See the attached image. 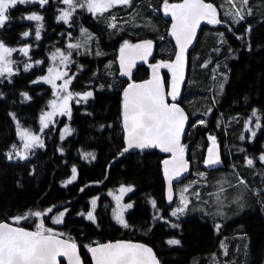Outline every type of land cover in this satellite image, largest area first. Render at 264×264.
Wrapping results in <instances>:
<instances>
[{
  "label": "trees",
  "instance_id": "trees-1",
  "mask_svg": "<svg viewBox=\"0 0 264 264\" xmlns=\"http://www.w3.org/2000/svg\"><path fill=\"white\" fill-rule=\"evenodd\" d=\"M208 1L215 7V1L217 4L224 3L220 8H227L232 15L222 20L226 29L218 25L212 31H202L205 29L203 27L195 48L189 54L184 92L189 93L192 109L196 113L193 116L192 110L186 108L190 127L182 145L191 162L196 160V165L192 164L190 176L193 177V170L208 175L206 184H197L200 190L197 192L205 199V206L214 211L211 199L205 194L209 190L218 189L212 184L208 187L209 176L215 174V169H206L203 153L208 137H214L223 146L221 135L224 132L216 118L223 115L244 118L251 108H256L262 114L264 124V0H248L247 5L243 4V0H232L242 12L243 22L235 15L228 0ZM164 2L133 0L130 7L134 6L135 12L117 20L113 30L100 18L101 28L98 30L89 18H83L77 24L78 28L89 30L97 36L95 45L101 47L104 54L103 60L91 57L83 60L84 76L94 79L89 82V86L93 90L97 86L101 89L85 105L72 104L71 121L76 136L67 146L54 140L48 141L45 149L34 152L28 160L22 163L8 162L6 153L17 142L14 121L8 117V113L12 112L24 119L31 115V119L37 122L50 97V90L45 86H28V76L16 77L10 84L4 83L0 89V222L12 223L13 217L30 212L45 213L39 218L29 216L22 219L18 225L35 231L36 224L43 222L46 228L62 234L59 236L70 239L78 246L83 264H89L85 253L87 248L119 239L146 243L155 251L160 264H210L209 258L219 251L220 244L231 241V235L238 233L249 238V246L242 263L240 258L228 253L232 263L264 264V208L257 207L252 202L256 200L250 198L251 189L257 192L261 186L264 172L259 168L252 178L237 173L242 179L251 181L250 191L238 197L251 205L238 218L216 228L215 216L202 211V214L189 216L183 221L169 217L168 225H164L158 221V212L166 217L169 208L165 204L161 172V162L165 155L151 149L135 154L123 152L121 93L126 84L117 78L115 65L108 66L107 63L105 70L103 64L109 56L116 54L119 42L122 45L125 39H129L132 44L143 38L153 39L157 44L154 62L172 60L175 48L170 46L167 38L170 21L163 18L159 7ZM21 10L10 11V14H14L11 22L14 28L9 31L5 43L11 44L15 32L21 40V26L15 19ZM51 16L54 17L53 14ZM247 27H251L248 33ZM213 74L217 81L223 82L220 95L213 93L216 79L213 89L210 88ZM148 77L149 66H140L134 71L133 79L136 82L145 81ZM81 79L74 85L81 83ZM24 92L32 100L20 106ZM86 115L88 117L83 118ZM200 120L204 123L197 125L196 121ZM235 128H239V131H234L229 140L234 141L237 137L235 143L241 144V122ZM258 132L253 144L243 143V150L238 146V158L245 153L253 155L260 150L264 127ZM83 153H93L94 158H82ZM237 165H233V168ZM73 167L77 169V179L73 183H65L71 178ZM122 185L134 188V192L126 198L132 205V211L126 215L129 225L127 229L115 225L107 210H100L96 214L95 224L84 219L81 213L88 210L90 198L100 195L101 201L108 202L103 196L104 192ZM50 208L52 211L48 212ZM62 209H67L63 223L51 224L54 214ZM150 217L153 220L152 226H149ZM169 240H177L179 243L172 245L168 243ZM232 249L229 251L236 254Z\"/></svg>",
  "mask_w": 264,
  "mask_h": 264
},
{
  "label": "snow or ice",
  "instance_id": "snow-or-ice-1",
  "mask_svg": "<svg viewBox=\"0 0 264 264\" xmlns=\"http://www.w3.org/2000/svg\"><path fill=\"white\" fill-rule=\"evenodd\" d=\"M35 2V0H0V27H3L6 21L9 20V10L17 4H26ZM39 4L43 5L48 3V0H38ZM89 12L95 14L96 12L106 11L114 5H127L130 0H85ZM63 3L70 9L75 7H84L85 4L79 3L78 0H63ZM248 0H243V4L247 5ZM171 14L172 25L170 35L175 37L177 51L175 53V60L171 63L161 61L156 65H152L153 78L146 80L139 84H129L123 91L122 101V125L124 140L127 147L124 152L132 148L147 149L150 147H159L161 151L171 153V159L163 161L164 175L166 181L171 184L174 177H180L181 173L187 170V162L184 159L185 146L180 143L181 133L184 130V123L187 117L183 109L177 103H167L165 95L170 96L173 100L179 95V81L182 79V67L184 59V51L188 44L192 42L195 35L196 27L201 20H207L212 24H219L221 21L217 19V10L210 4L205 3L204 0H183L182 3L168 4L165 0V14ZM249 14H251L249 12ZM72 15L71 11L62 10L61 15L57 20H63L68 23L69 17ZM240 19H243V14L240 11L235 13ZM24 19L29 21H41L42 17L36 13H32ZM113 19H115L113 17ZM114 26V25H113ZM42 25L38 24L36 27V39H40V30ZM87 30L81 29L82 35ZM24 37L29 36V32L22 34ZM90 34H89V37ZM81 45L69 44L68 48H79ZM152 41L146 40L140 44H130L125 41L120 49V66L122 74L129 75L130 69L134 64L136 58L146 59L150 54ZM16 51L14 48L5 46L0 42V76L4 73L12 74L11 64L13 61L9 59L11 54ZM25 56L28 55V47L19 49ZM98 55L100 53H97ZM57 56L61 57V63L68 61V55H64L59 49L52 53V59ZM40 64L41 61H36ZM30 64H25V70L30 68ZM166 67L172 72L171 89L165 93L163 85L158 75V69ZM49 76L41 77L46 83L52 85L53 95L61 100L57 105L56 100L50 101L49 104L53 108V112L44 113L41 116V125L43 128L48 127L47 120L59 110L60 114L68 111L67 101L72 99L73 93L68 91L70 80H64L62 85H57L56 80L66 76L67 73L56 72L54 68L48 69ZM35 83V81H34ZM67 93L62 98L59 96V91ZM25 99H28L26 93H22ZM75 95L81 96V99L87 100L93 95L91 91L83 94L76 93ZM253 116H256V111L253 110ZM204 123V121H200ZM260 125L257 124V127ZM69 130L64 129L61 139L67 135ZM18 136L23 143L24 153L17 151V146L12 145L13 152L19 159H26L28 150L35 147H43V141L38 135L33 134L28 129H18ZM255 135V133H253ZM244 137L242 136L241 139ZM215 144V138L210 137ZM208 158L204 163L206 166H212L219 163V156L216 154L214 148H209ZM9 159L13 158L12 152L7 154ZM93 157V153H83L82 158ZM261 162H264V154L259 157ZM248 165H252L251 159L247 160ZM77 178V169L72 168V176L70 180L65 183H71ZM241 183H244L241 181ZM83 191V189H81ZM121 193L132 191L131 187H121ZM187 191V188L184 189ZM117 202L121 197H115ZM171 200V195H169ZM93 208L96 206V200L91 201ZM181 204L186 205V198L181 195ZM155 207V202L153 201ZM126 208H131L132 205H125ZM51 212L52 209H48ZM67 211V209H65ZM184 208L179 207L171 214L176 216L177 213H183ZM64 212H60L59 216L63 217ZM45 215L40 211L25 213L24 216L13 217L14 222H19L29 216L41 217ZM83 215V213H81ZM86 218L90 221L95 220L92 211L87 212ZM114 218L123 227H128L126 220L121 212L114 213ZM54 223H60L59 218H55ZM217 228L220 225L216 226ZM59 235L51 228H46L43 222L36 224L35 231H28L22 227H14L12 224L0 222V264H58L57 257H67L69 264H80V257L77 255V245L70 239H60ZM169 244H178L177 240H169ZM89 252L92 254L94 264H159L154 256L152 249L143 244H134L124 241H117L115 243L98 244L96 247H89Z\"/></svg>",
  "mask_w": 264,
  "mask_h": 264
},
{
  "label": "rangeland",
  "instance_id": "rangeland-1",
  "mask_svg": "<svg viewBox=\"0 0 264 264\" xmlns=\"http://www.w3.org/2000/svg\"><path fill=\"white\" fill-rule=\"evenodd\" d=\"M56 0H48V3H55ZM79 3H83L85 4L84 7H75L74 9H70L67 5H65L63 3V0H60L61 6L58 10V13L56 15V17H58L59 15H61V10H68L72 12V15L69 17L68 23L70 21V19L76 15L77 13H81V12H88V14H92V16L94 15H99V16H94V18L97 19H103L108 28L110 30H113V28H115L117 25V20H120L121 18H126L130 15H132L135 12V7L131 6L132 0H130V5H123V4H119V5H114V7H110V11H103V12H96L94 15L92 12H89L86 6V2L85 0H78ZM180 0H169L168 4H175V3H179ZM232 0H230V3L232 4ZM216 3V10H217V19H219L221 21V23L219 24H212L209 23L208 21L206 22V24H204L205 29L202 31H210L212 28H215L216 26L219 25L220 28L222 29H226L225 24L222 22V20H224V18L226 17H231L232 13L229 12L227 10V8H220V6H223V3H218L217 1H215ZM27 4V3H26ZM23 7V5H21ZM28 6V4H27ZM160 11L162 12V10L165 8V2L162 3L160 6ZM239 11V10H238ZM32 13H36L38 15H40L41 17H43L41 11H38V8L36 9H26V12L24 13V17L32 14ZM224 13V14H223ZM9 16H12L9 12H8ZM113 17L115 19H113ZM27 20V19H25ZM55 21L58 23L57 19H55ZM62 23H65L63 20H59ZM66 23V24H68ZM39 24H42V20L39 21ZM38 24H36L37 27ZM114 25V26H113ZM202 27V28H203ZM201 31V32H202ZM23 32V31H22ZM21 32V35H22ZM88 32H86L85 34L82 35V33L80 32L78 35V38L75 41H69L68 43H73L75 42L76 44L79 43L81 46L78 49L84 50L86 52L85 55H88L90 57L93 58H101L100 55H98L97 53V45H95V40H96V36L90 34L91 38L89 37ZM201 34V33H200ZM200 36V35H199ZM22 39V38H21ZM125 41H129V39H125L122 40V45ZM169 42V41H168ZM5 46L9 47V48H14V45H10L8 43H4ZM170 46L172 45L171 42H169ZM57 49H59L58 47H54L51 48L50 50H46L45 51V59L47 61H50L48 63V65L42 64L40 65L43 69L44 72L42 74H38L36 77V82L34 86H45L48 87L50 90V97L46 103L47 109L42 113L39 114V116L43 115L44 113H48V112H53V108L50 106L49 102L56 100L57 105H59V103L61 102L60 99L57 98V96L53 95V88L52 85L49 83H46L44 80L41 79V77L44 76H49V72L48 69L49 68H54L56 72L59 73H67L66 76H62L61 79L56 80V84L57 85H62L64 83V80L66 79H70L71 78V70H70V65L68 64L69 62L66 61L64 63H61V57L57 56L56 59H52V53L56 52ZM14 53V52H13ZM13 53L11 54V57H9V59L11 61H13ZM64 55H68L67 53L62 52ZM168 54V53H166ZM44 55H41L40 57L43 58ZM190 59V56H189ZM114 59L112 61V63H115ZM36 61H41L40 59H35V60H31L30 64L31 66H35L37 65ZM23 62V64L25 65V63H27L25 60H22L21 63ZM42 62V61H41ZM106 65H107V61L104 62L103 64V68H105L106 70ZM110 65V63L108 64V66ZM21 65L18 64L17 62L11 64V68H12V74L9 75L8 73H4L3 77L4 79H10L12 78L15 74H17L20 71H24L22 69H20ZM108 72V71H107ZM163 80L164 83L167 85L170 84V78L169 75H166V73H163ZM218 79H216L215 82V86H214V92L218 95L222 94L223 91V82L222 81H217ZM3 83H7L6 81H4ZM33 87V86H30ZM96 90L95 92H99L100 91V87L97 86L95 87ZM189 85H187V89L188 90ZM59 91V90H58ZM68 91L73 93V97L72 99L68 100L67 102L69 103V107H68V111L65 112L63 115L60 114L59 110L56 111V113L51 117V121L46 119V122L48 123V127L47 128H43L42 130V125H41V116L39 118H37V126H38V130L37 132L33 131V125L31 123H27L25 126H23L21 123H19L18 121H16L15 124V135L17 137V142L15 143V145L17 146V151H20L22 154L24 153V149H23V143L24 141L21 140V138L18 136V129H28L30 130L33 134L38 135L39 137L42 138L43 136V131L45 129H49L51 127H53L54 125H59L61 123L62 128L64 129H69L70 126V121H71V115H72V108H71V101H73L75 98V101L72 103L76 106L79 105H85L87 101L91 100L94 98V95H92L88 100H82L77 98V95H75L76 93H79L78 90L76 89H71V87H68ZM26 93V92H24ZM27 95H29L28 93H26ZM67 95V93L63 92V91H59V96L62 98L63 96ZM23 97V95H22ZM31 97V96H30ZM214 98H216V96H214ZM23 101V99H22ZM216 102V100H215ZM182 105L184 106L185 110L186 108L188 109V107L190 108V110H192L193 116L196 113V110L192 109V104L190 101V95L188 92H184L182 100H181ZM253 110L256 111V116H253ZM250 112L244 117L241 118L240 116H236V115H223V117H221L222 121H221V127L223 128V134L221 135L222 137V141H223V157H222V161L220 163V165L218 166V168L215 169V174L212 175V177L209 176V185L208 187L210 188V185L212 184L213 187L215 188H220L223 187L221 191H213L210 192V190L208 191V193L210 194V198H212L211 203L213 206L214 211L209 210L206 206H205V199H203V196H200L199 193L197 191H200L197 184L200 185H204L206 184V178L208 177V175L205 174V172L201 171H197V170H193V174L191 176H188L186 179H184L183 181L179 182L178 184L175 185V189H174V201L171 205H169V208L167 210L166 214L169 217H171L173 220L176 221H183L187 218H189V216H192L194 214H201L202 211H206L208 212V214H211L213 216H215L216 220V226L220 225V227L222 225H224L226 221H231L234 220L236 218H238L242 212H244L245 210H247L251 203L248 202H244L241 201L240 199H238V197H241V195L243 194V192H249L250 191V187L249 184L251 185V181L247 180L245 178L242 179L239 175L242 174L244 177H251L254 174H257V169L259 168L262 172H264V162H261L259 157L264 154V140L261 141V144L259 146L260 150H257L253 155H249L247 153H245L243 156L240 155V158H238L239 156V152L237 150L238 146H241L243 143L245 144H253L254 143V139L256 138V136L258 135V131L259 129L264 127V124L262 122V114L256 109V108H251L249 110ZM202 121V120H200ZM200 121H196L197 125H202L203 123H200ZM238 122H241V125L243 126V130L241 131V137L243 136L244 138L241 139V144L235 143L237 142V137L234 138L233 140H229V137L233 136L234 131H236L238 133L239 128H235L236 124ZM257 124H259L260 126L257 127ZM69 126V127H68ZM236 129V130H235ZM228 131H230V134L228 133ZM253 133H255V135H253ZM237 136V134H236ZM213 141L210 139V137H208L207 141L204 143V147L206 148L207 146H209ZM226 143V144H225ZM233 145L235 146L233 148ZM37 147L30 149L27 151L26 153V159H19L18 156H16L15 152H13V149L11 148L9 152H12L13 154V158L9 159L7 154L9 152L6 153V160L10 163H22L26 160L29 159V155L36 150ZM241 149L243 150V146H241ZM186 152V149L185 151ZM195 158V155H194ZM251 159L253 161V164L250 166L247 164V160ZM239 162V164H238ZM192 164L196 165V160H192L191 162ZM238 164V165H237ZM233 165H237L234 166ZM232 166V167H231ZM241 166V167H239ZM239 175H238V174ZM70 180V179H69ZM241 181H243L244 183H241ZM245 181H246V185H245ZM74 181H72L71 183H73ZM123 187L127 188V187H131V186H126V185H122ZM121 186V187H122ZM120 187V188H121ZM226 187V188H225ZM120 188H116L114 189V191L111 193V196L109 194V192H107V196L109 197V199L112 202V199L114 201V205H115V209L111 211H109L110 216L112 218V220L114 221L115 225H117L118 227H122L123 229H127V227H123L122 225H120L116 219L114 218V213L116 212H121L122 215L124 216V219L126 220V210L127 212L131 209V208H126L124 207L125 205L130 204L129 201H126V198L128 195H131L134 192V188L131 187L132 191L130 192H125V193H121L119 190ZM187 188V191H184V189ZM111 189V188H110ZM108 190V189H107ZM201 192H203V190H201ZM183 194V197L186 198V205H182L181 204V195ZM264 195V175L262 178V182H261V186L259 188V190L257 192H253L251 189V195L250 198H260L261 196ZM121 197V199L119 200V203L117 202V200L115 199V197ZM96 197L100 198V195H96ZM112 197V199H111ZM98 198H90V204L88 207V210L83 213L84 218L87 215V212L92 211L94 217H96L95 212L97 211V208L99 207V200ZM95 199L96 200V206L95 208H93L91 201ZM88 200V203H89ZM188 200V201H187ZM251 202V200H250ZM252 202L255 203V205L257 207H259L260 204H262L259 201H253ZM179 207H183L184 211L183 213H177L176 216H173L171 213L176 210ZM102 210H105L103 208H101ZM60 212H64V216L60 217L59 213ZM131 212V211H130ZM55 216L51 219V224L53 225H61L63 223L64 217L66 215V211L65 209H62L58 212H56L54 214ZM55 218H59L61 220L60 223H54V219ZM127 222V221H126ZM171 222V221H170ZM12 224L14 225H18L19 222H12ZM219 227V228H220ZM217 228V227H216ZM233 236L231 239V241L227 242L224 241L222 244H220V249L217 253L211 255L210 259V264H233L232 261L230 260V258L228 257V253H231L232 255H235V258H240V262H243L244 257L247 254V249L249 246V241H248V237L243 234V235H239L235 234V235H231ZM232 246L233 250L236 251V254L229 251V247ZM216 252V251H215Z\"/></svg>",
  "mask_w": 264,
  "mask_h": 264
},
{
  "label": "flooded vegetation",
  "instance_id": "flooded-vegetation-1",
  "mask_svg": "<svg viewBox=\"0 0 264 264\" xmlns=\"http://www.w3.org/2000/svg\"><path fill=\"white\" fill-rule=\"evenodd\" d=\"M228 1L230 3V0H228ZM27 4H28V6H27ZM27 4H23V7L21 6V4H17L16 6L12 7L9 10V13H10V11H12V10L20 9V8L22 9L19 13H18V11L16 12V14L17 13L18 14H17L15 19L18 20V24L21 26V30L23 31L22 34L26 31L29 32V36H27V37H24L23 35H21V38H22L21 40H19V36L15 32V34L12 37V41L10 42L11 43L10 45H14V47L16 49V51H14L13 56H12L13 63L15 60V62H17L18 64L21 65L20 69H22L24 71L18 72L17 74H15L10 79H4L3 75L0 76V89L2 88V86H4V83H3L4 81L7 82L6 84H10L15 80L16 77H19V76H28V78H27L28 83H29L28 86H34L35 83H37L36 82V79H37L36 76L38 74H42L44 72V69L40 65H42V64L48 65V63L50 62V61H47L45 59V55H44L45 51L50 50L51 48H54V47H58L61 52L68 54V62H69L68 64L70 65V70H71V78L67 79V80H70L68 87H71V89L78 90L80 94L91 91L94 95L95 90L91 89V87L89 86V82L93 81L94 79H90V78H87L86 76H84V71H85L84 65L85 64L83 63V60L87 59L90 56L85 55L86 52L84 50H81L78 48H68L69 44H76L75 42H73V43H68V42L69 41H75L78 38V35L81 32V29L78 28L77 24H80V20H82L83 18H89L91 23H93L97 26L96 30H98L99 27L101 28L100 19H97L96 21H94V19H95L94 16H99V15L93 14L94 16H92V14H88V12L86 11V12H81V13H77L76 15H74L70 19L68 24L62 23L59 20H57L58 21V23H57L55 21V19H57L56 15H57L58 10L61 6L60 0H56L55 3L49 2L45 5H43V7L39 4L38 0H35V2H30ZM223 5H224V3H223ZM231 7L233 8V10L235 12L238 11V9L236 8V5L233 2L231 4ZM36 8H38V11L40 10L42 15H43L42 24H41L42 27L40 30V39L39 40L36 39V24H39V21H29V20L24 19V13L26 12V9L28 10V9H36ZM106 11H110V9L108 8ZM46 13H48L49 16L46 17ZM52 14L54 17L51 16ZM13 16H14V14L12 16H9L10 18L8 21H6L5 25L3 27H0V42L5 43L6 38L9 36V31L12 28H14L11 25V22H13L12 21ZM240 20L242 22L244 21V19H240ZM79 26L82 27V25H79ZM214 29H216V27L212 28L210 31H212ZM246 30L248 33L251 30V27H247ZM86 32L96 36L95 34L91 33V31H89V30H87ZM76 33H77V35H76ZM96 39H97V36H96ZM96 41H98V39ZM96 41L94 42L95 44H96ZM168 41L171 42L169 39H168ZM26 46L29 49L28 55L27 56H20L19 55V52H20L19 49L26 47ZM120 48H121V42H119V44L117 46L116 54L109 56V58L107 60V63L108 64L110 63V65H112L113 64L112 61L114 59H116L115 63L113 65H115V67H116L115 71H116L117 78H118L117 58H118V52H119ZM97 52L100 53L99 55L101 58H94V59H98V60L102 59L103 60L104 52L102 51V48L98 46ZM41 55H44V57L41 58L40 57ZM91 58H93V57H91ZM35 59H40L42 62L40 64L35 65V66H31L30 68L25 70V65L23 64V62L21 63V61L25 60L27 62L25 64H30V61L35 60ZM154 60H153V62H154ZM97 70H98V68H97ZM101 71L102 70H100L98 72L96 71L97 72L96 75L99 74ZM80 78H82L81 79L82 82L77 84V85H74V83L77 80H79ZM94 78H95V76H94ZM34 81H35V83H34ZM121 95H122V93H121ZM27 96L29 98L25 99V96L23 95V97H22L23 101L20 102L21 103V104H19L20 106H25L27 102L32 100L30 95H27ZM77 98L81 99V96L77 95ZM75 99L73 101H71V108H72V103L75 101ZM67 104L69 107L68 102H67ZM46 109H47V106H45L43 112ZM40 116H39V118H40ZM8 117L14 121L13 123L18 121L23 126H25L27 123H31L33 125V131L37 132V130H38L37 122H34L31 119L32 118L31 115L28 116L26 119H24L23 117H20L17 115L15 116L12 112H9ZM84 117H88V116L86 115V116H83V118ZM49 121H51V120H49ZM13 125H15V124H13ZM70 126H71V128L68 126L70 129L68 134L64 135L63 139H61V135L64 131V128H62L61 123L58 126L54 125L53 127L50 128V130L45 129L43 131L42 138L40 137L41 140L43 141V147H37L36 150L33 151L28 157H30L34 152H36L38 150L45 149L46 143L48 141L54 140V142L56 141L57 143H60V144L65 145V146H67V143L73 142L75 140V136H76V131L74 130V127H73V121H70ZM122 141L124 143V137H123ZM216 143L218 144V147H219L220 163H221L222 157H223V146H221L218 142H216ZM208 147L209 146H207L206 148L204 147V153H203L204 160L206 157V152H207ZM124 148H125V144H124ZM123 152H124V149H123ZM124 153H126V152H124ZM129 154H135V153H129ZM187 158H188V156H187ZM188 160L190 161L189 158H188ZM76 179L74 180V182L76 181ZM120 187L121 186H118L117 188H120ZM114 189H116V188H114ZM114 189H108L103 194L104 198L108 199V202L104 201V200L101 201L98 197L95 196V198H98V200H99V207L97 208V211L95 212V214H97L100 210H102L101 208H103L107 211H110V209H111V211L115 209V205H114V201H113L112 197H111V199H112V202H111V200L109 199V197L106 194L107 192H109V194L111 196V193L114 191ZM92 198H94V197H92ZM90 200H89V204H90ZM126 201H127V199H126ZM130 204H131V202H130ZM259 208H261V207L259 206ZM131 209H132V207H131ZM131 209L128 212L126 210L125 214L127 215L128 213H130V211H132ZM158 216H159L158 221L160 223H163L164 225H168V222H167L168 216L164 217V215L161 212H158ZM84 219L89 223H92V224L96 223V219L94 220V222L88 220L86 217ZM152 224H153V220L150 217L149 226H152ZM114 241H117V240H114ZM109 242H113V241H109Z\"/></svg>",
  "mask_w": 264,
  "mask_h": 264
},
{
  "label": "water",
  "instance_id": "water-1",
  "mask_svg": "<svg viewBox=\"0 0 264 264\" xmlns=\"http://www.w3.org/2000/svg\"><path fill=\"white\" fill-rule=\"evenodd\" d=\"M182 2H183V0H182ZM210 4H212V3H210ZM162 16H163L164 19L170 20V25L168 27L167 37L172 42V44H173V46L175 48V53H176V51H177L176 39H175V37H173V36H171L169 34L170 33V30H171V25H172L171 14L170 13L169 14H165V10H164L162 12ZM206 22H207V20H201L200 21L199 25L196 27L195 35L192 38V42L190 44H188V46L186 47V49L184 51V59H183V67H182V79L179 81V95L176 97L175 100H173L170 96L165 95V99H166V102L167 103H177L182 108V106L180 105V101H181V98H182L184 85H185V82H186V79H187L188 64H189V54L193 50V48L195 47V45L197 43V40H198V37L200 35L201 29L204 26V24H206ZM146 40L152 41V47H151V50H150V54L146 57V59L136 58L135 61H134L133 66L130 69V74L129 75L122 74V70H121V66H120V55H121L120 49L121 48L119 49L118 58H117V70H118V78L121 81H123V82L126 83L125 87L123 88V91H124L125 88L128 87L129 84H139V83H143L144 81H141V82L134 81V79H133L134 71L138 67H140V66H148L155 59L157 44H156V42L153 39L143 38V39L138 40L135 44H140V43H142L143 41H146ZM19 55L20 56H25L22 52H19ZM174 60H175V54H174L172 60L171 61H167V62L171 63ZM153 65H156V64L154 63ZM163 71L166 72L167 75H169V78H170V84L169 85H166L164 83L163 73H162ZM158 75H159L160 81H161V83L163 85L164 91H165V93H167L171 89L172 72L169 71V69L166 68V67H161V68L158 69ZM152 78H153V69H152V66H151L150 69H149V77L146 80H150ZM123 91H122V101H123ZM182 109H183V111H184V113H185V115L187 117V120L184 123V130L181 133L180 143H182V141L185 138V135H186V133L188 131V128H189V116H188L187 112L184 110V108H182ZM121 126H122V132H123V125H122V103H121ZM123 137H124V133H123ZM124 144H125V147H127V145L125 143V140H124ZM210 148H214L216 154L219 156L218 148H217V146L215 144L211 145ZM147 149L155 150L159 154L166 155L167 157L164 160L171 159V155L172 154L161 151V149L159 147H150V148H147ZM142 150L143 149L132 148V149H129L126 153H137V152L142 151ZM208 155H209V152L207 153V158H208ZM184 159L187 162V170L184 171V172H182L181 175H180V177H174V178H172L170 185L166 181L165 175H164V164H163V161L164 160L161 163L162 179H163V182H164V199H165V203L167 205L172 204L173 201H174V187H175V185L178 184L179 182L183 181L184 179H186L189 176V173L191 171L190 163L187 160V157H186L185 154H184ZM218 164H215V165H212V166H207V167L209 169H214V168H216L218 166ZM169 195H171V200L169 199ZM2 222H5V221H2ZM6 223H8V222H6ZM9 224H11V223H9ZM12 226H14V227H22V226H17V225H14V224H12ZM22 228H24V229H26L28 231H33L32 229H29V228H26V227H22ZM58 238L64 239V238H62L60 236ZM117 241H124V242H129V243H134V244H143L146 247L151 248L149 245H147L146 243L141 242V241H131V240H117ZM117 241L105 242V243H101V244L115 243ZM97 245L98 244L92 245L90 247H96ZM152 252H153L154 256L156 257V260L159 262V260H158V258L156 256V253H155V251L153 249H152ZM85 253H86V256H87V258L89 260V264H94V261L92 259L91 252H89V250L87 249ZM77 255L80 257V264H83V258H82L81 254H80V250H79L78 246H77ZM57 261H58V264H61V263H63V264H69V260H68L67 257H63V256L57 257ZM159 264H160V262H159Z\"/></svg>",
  "mask_w": 264,
  "mask_h": 264
},
{
  "label": "bare ground",
  "instance_id": "bare-ground-1",
  "mask_svg": "<svg viewBox=\"0 0 264 264\" xmlns=\"http://www.w3.org/2000/svg\"><path fill=\"white\" fill-rule=\"evenodd\" d=\"M187 75H188V73H187ZM216 79V75L215 74H213L212 75V77H211V82H210V88H212L213 89V86H214V80ZM187 80V79H186ZM185 84H186V82H185ZM184 89H185V85H184ZM184 89H183V93H184ZM182 97H183V94H182ZM214 100H215V98H213ZM181 100H182V98H181ZM180 105L182 106V103H181V101H180ZM182 108H184L183 106H182ZM184 110H185V108H184ZM186 111V110H185ZM187 112V111H186ZM216 121L219 123V124H221V121H222V119L221 118H219V117H217L216 118ZM189 122H190V119H189ZM189 127H190V123H189ZM188 130H189V128H188ZM187 133H188V131H187ZM187 133H186V135H187ZM185 135V136H186ZM183 142V141H182ZM182 144V143H181ZM211 145H213V142L209 145V147H208V149H207V152H206V157H205V159H207V153H208V150H209V148L211 147ZM215 145L217 146V148H218V153H219V147H218V144L216 143V140H215ZM184 154L186 155V153L184 152ZM167 156L165 155V157L163 158V160L166 158ZM186 157H187V155H186ZM219 159H220V153H219ZM162 160V161H163ZM187 160H188V158H187ZM189 161V160H188ZM205 161V160H204ZM220 161V160H219ZM162 163V162H161ZM189 163H190V166H191V171H190V173H189V176H190V174L192 173V168H193V165H192V163H191V160L189 161ZM204 165H205V163H204ZM205 167H206V169L207 170H214V169H216V168H214V169H209L206 165H205ZM163 180V179H162ZM164 183V182H163ZM221 188H223V187H220V188H218V189H221ZM217 189V190H218ZM214 191H216V190H214ZM263 197H264V195L263 196H261L260 198H258V197H256L255 198V200L256 201H259V202H261L262 201V199H263ZM188 201V200H187Z\"/></svg>",
  "mask_w": 264,
  "mask_h": 264
},
{
  "label": "crops",
  "instance_id": "crops-1",
  "mask_svg": "<svg viewBox=\"0 0 264 264\" xmlns=\"http://www.w3.org/2000/svg\"><path fill=\"white\" fill-rule=\"evenodd\" d=\"M226 188V187H225ZM222 190V188L221 189H218V190H216V191H221ZM211 192H213V191H211ZM210 193V192H209ZM209 193H206L205 194V196H208V198H210V194ZM211 199V201H212V198H210ZM261 203L262 204H260L259 206L261 207V208H264V197H263V199H262V201H261ZM201 214H202V212H201ZM194 215H196V214H194ZM232 247H229V249H231ZM233 250V249H232Z\"/></svg>",
  "mask_w": 264,
  "mask_h": 264
}]
</instances>
